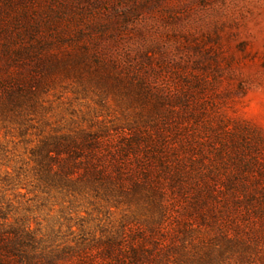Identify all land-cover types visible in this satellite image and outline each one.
Masks as SVG:
<instances>
[{"label": "rangeland", "instance_id": "1", "mask_svg": "<svg viewBox=\"0 0 264 264\" xmlns=\"http://www.w3.org/2000/svg\"><path fill=\"white\" fill-rule=\"evenodd\" d=\"M20 86L15 108L8 95ZM82 131L165 140L185 190L166 177L161 194L112 199L40 180L42 141ZM240 157L264 172V0H0V209L10 222L46 245L89 246L158 225L163 200L179 260L264 264V234L251 235L264 219L251 205L231 212L240 230L220 226ZM194 183L214 194L216 222L185 211Z\"/></svg>", "mask_w": 264, "mask_h": 264}, {"label": "trees", "instance_id": "2", "mask_svg": "<svg viewBox=\"0 0 264 264\" xmlns=\"http://www.w3.org/2000/svg\"><path fill=\"white\" fill-rule=\"evenodd\" d=\"M17 89L21 92L11 91L8 95L15 108L22 102L14 94L22 96L26 88L20 86ZM29 92H33L31 88ZM167 148L165 140L147 134L122 137L82 131L51 135L42 141L34 156L38 176L47 185L55 188H77L81 185L96 191L102 188L109 198L117 199L142 187L160 193L158 181L166 177L173 179L176 187L185 190V165L178 155L172 160ZM254 166V161L249 159L240 157L237 160L225 184L228 190L226 197L232 204L226 202L228 215L226 218L221 216V220L226 221L220 225L226 227L221 228L240 230L237 214V217L231 214L240 203L251 205L256 217L264 219V172L254 174ZM194 185V198L185 211L196 214V219L202 222H216L217 207L209 202L214 194L209 187ZM160 205L162 221L158 225L134 233L124 231L120 235H108L89 246L67 245L61 248L43 243L29 225L10 222L0 209V264H189L174 254L178 246L177 235L169 244L165 238L169 231L166 220L170 211L163 200H160ZM252 229L251 235L257 237L260 231L264 234L263 221L254 223ZM224 234L230 235L229 232ZM258 238L256 242H259Z\"/></svg>", "mask_w": 264, "mask_h": 264}]
</instances>
